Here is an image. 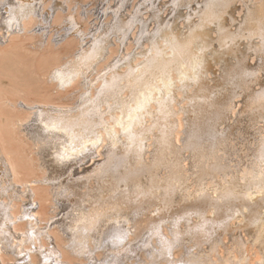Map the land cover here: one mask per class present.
<instances>
[{
  "label": "bare ground",
  "instance_id": "1",
  "mask_svg": "<svg viewBox=\"0 0 264 264\" xmlns=\"http://www.w3.org/2000/svg\"><path fill=\"white\" fill-rule=\"evenodd\" d=\"M158 1L0 0V48L59 57L0 53L56 90L0 93V134L45 173L22 179L2 133L0 264H264V0H174L182 25Z\"/></svg>",
  "mask_w": 264,
  "mask_h": 264
},
{
  "label": "rangeland",
  "instance_id": "2",
  "mask_svg": "<svg viewBox=\"0 0 264 264\" xmlns=\"http://www.w3.org/2000/svg\"><path fill=\"white\" fill-rule=\"evenodd\" d=\"M83 1L88 2V0H83ZM135 1H136L137 4H134ZM159 1H160V3H157V7H158V9L160 8L159 11L161 12V15L163 14V16H164V15L166 14L165 17L167 16L166 19H168V20H170V18H171V19L178 18V24H180V25H182V23L184 24V20H183V18L178 17V15L180 14V11L182 10V8H181L182 6H179V5H178V6H175V2H174V3L172 2V1H174V0H169V1H168V0H159ZM159 1H158V2H159ZM163 1H164V2H163ZM249 1H250V0L246 1V3L248 2V3H247L248 5H249ZM252 1L254 2L255 0H251L250 2H252ZM132 2H133V3H131L130 6H131V8H132V5H133L134 8H135L134 10L140 9L141 7H144V6H145V4H144V3H145V0H142V1H141V0H132ZM165 2H167V3H165ZM244 2H245V1H241V2L237 5V6H238L237 8H239V9L236 8V13L239 12V14H241V12H242V14H243V11L245 10L246 6H248V5L245 4ZM253 2H252V3H253ZM138 3H139V4H138ZM164 3H165V4H164ZM170 3H171V4H170ZM172 3H173V4H172ZM252 3H250V4H252ZM114 4H117V1H115ZM169 4H170V5H169ZM162 5H163V6H162ZM171 5H172V6H171ZM173 5H174V6H173ZM245 5H246V6H245ZM160 6H161L163 9H162ZM171 7H172V8H171ZM177 7H178V8H177ZM170 8H171V9H170ZM176 8L178 9V11H177ZM172 9H173V10H172ZM161 10H162V11H161ZM169 10H171V11H169ZM174 10L177 11V12H175ZM188 10H189L188 8L185 9L186 12H187ZM173 11H174V12H173ZM149 12H150L151 14H150ZM167 13H169V14H167ZM172 13H173L174 15H173ZM188 13H189V12H188ZM147 14H149V18L152 20V24H153L154 21H153V19H152V18H153V17H152V15H153V14H152V10H151V9L148 10V11L145 13V15H147ZM176 14H177V15H176ZM237 14H238V13H237ZM237 14H236V15H237ZM239 14H238V15H239ZM170 15H172V16L170 17ZM153 16H154V15H153ZM241 16L244 17L245 15H244V16L241 15ZM184 26H185V25H184ZM139 31H140V30H139ZM134 32L136 33V32H138V31H136V29H135V30H133V31L130 33L131 36L129 37V40L131 41V43H130L129 40H128V43H127V45L125 46L126 48L124 47L123 49L121 48V50L119 49V51H117V50H118L117 47H116L114 44H112V45H114V46H111V47H112L114 50H115V48H116L117 50H115V51H117V53L115 52V53H116V54L114 53L115 56H113V57L111 56V58H110L111 60H113L116 56H121V55H123V54L125 53L126 50H127V51L129 50V51L135 52V50L137 51V50L139 49V47L136 48V46H137V45H136V42H135L134 38H132L133 36H134V37H137V35H138V33H137V35H136V34H134ZM132 40H133L134 42H133ZM15 41H16V42H15ZM28 41H29V40H28ZM26 42H27V41L25 40L24 43H22L21 38H20V39H14V38H13V40H9V41L7 42V44L9 43V44H8L9 46L11 45V46L9 47V48H10V52H9V48H8L6 51H4V49L6 48L5 46L8 47V45L5 44L2 48H0V50H1L0 53H2V54H3L4 52H5L4 54H6V52H7L8 54L11 53V54H10L11 56H12L13 53H14L13 56H14L15 58L22 59V58H25V57H26L25 60H26V59H30V60H31V58H37V57H38V58L33 62V66L31 67L32 69H33V68H34V69L36 68V70H37L38 72L42 71V69L50 68L53 64H55V63H53V62L59 60V59H58L59 57H57V56L55 55V56L57 57V58H55V56H53L54 54L51 53L52 51L49 50V47H48V49H47V48H45V49L43 48V49L41 50V54L39 53L40 55H37V56L33 55V52H32V51H29V53H28L27 48H28V46H29L30 44L27 43L26 45H24ZM65 42H66V41H63V43H61V44L59 45V47H60V46H62V47H63V46H66V47L68 46V48L70 47V49H72V48L75 47V46L73 45V41H71L73 46L70 45V43H71L70 41H69L68 45H67V42H68V41L66 42V44H64ZM133 43H134L135 45H133V47H132V44H133ZM16 44H17V45H16ZM21 44H22V45H21ZM28 44H29V45H28ZM63 44H64V45H63ZM74 44H76V43H74ZM15 46H16V48H15ZM71 46H72V48H71ZM129 46H131L132 48H130ZM4 47H5V48H4ZM21 47H22V48H21ZM46 47H47V46H46ZM62 47H60V48H62ZM120 47H121V46H120ZM134 47H135V48H134ZM112 48H111V49H112ZM127 48H128V49H127ZM11 49H12V50L14 49L15 52H13L14 50L11 52ZM46 49H47V50H46ZM131 49H132V50H131ZM16 50H17V51L19 50V51L17 52ZM22 50H23V51H22ZM64 50H65V49H64ZM64 50H63V53H65V54L68 53L67 50H65L66 52H65ZM2 51H4V52H2ZM42 51H44V52H42ZM49 51H50V52H49ZM25 52H26V53H25ZM46 52H47V53H46ZM31 53H32V54H31ZM44 53H45V54H44ZM63 53H62V54H63ZM16 54H17V55H16ZM30 54L33 55V56H29ZM18 55H19V56H18ZM3 56H4V55H3ZM24 56H25V57H24ZM34 56H35V57H34ZM49 56H51V57H49ZM5 57L7 58L6 55H5ZM29 57H30V58H29ZM52 57H53V59H52ZM3 59H5V58H3ZM3 59H1V55H0V69L2 68L1 66H3V67L5 68L6 64H7V67H8V64H9L8 69H9L10 71H9V70H2L3 68H2L0 71H1L3 74L7 72L6 74H7V76H8V75L11 73V69H13V68H11V63H9L10 61H8V63H6L7 61H5V60H4V62H2ZM49 59H50V60H49ZM55 59H57V60H55ZM22 60H23V59H22ZM25 60H24V61H25ZM41 61H42V62H41ZM1 63H5V65H1ZM34 64H35V66H36V64H37V66L35 67ZM12 67H15V66H12ZM6 69H7V68H6ZM14 69H16V68H14ZM15 71H16V70H15ZM15 71L12 70V72H13L12 75H13V76H12L11 74L9 75V76H11V77H7V76L2 77V76H0V77H2V79H1L2 81L0 80V84H1V86H0V91H2V92H0V93H3L2 96H3V95H7V94H9V95H7V96L10 98V96L12 95V94H11V93H12V92H11L12 88L10 89V83H11V87H12V85L16 84V83H14V81L17 82L18 87H19V85L21 86V84L24 85V82H25V81L22 82V83H18V81H19L20 79H21V81H23V75H24V74L21 76V78H19L20 76H18V78H17V75H18V74H17V72L15 73ZM33 71H34V70H33ZM37 71H36V72H37ZM1 72H0V73H1ZM34 72H35V71H34ZM14 74H16V76H15ZM1 75H2V74H1ZM34 75L36 76V79H35V76H34ZM29 76H30V75H29ZM29 76L26 75V78H25V75H24V79H25L27 82L29 81L28 78L30 79V82H28V83L26 82L25 85L27 86V90L30 91V93L33 92V94H30V93H29L30 96H33L32 98H35V97H34V94H35V95L38 96V97L43 96L42 98H44V99L46 100V98L49 99L48 96H49L50 93H51L53 96L55 95L54 93H56V90L53 88L54 86H53L50 82H48L46 79H44V78H42V77H41V78L38 77L37 74H33V75H31L32 78H33L34 80L31 78V76H30V77H29ZM5 77H6V78H5ZM12 77H14L15 79L17 78V79H19V80L17 81V80H15V79H13V80H11V82H10V78L12 79ZM39 78H40V79H39ZM8 79H9V80H8ZM32 80L35 81V82H33ZM9 82H10V83H9ZM37 82H38V84H37ZM12 83H13V84H12ZM4 85L8 86V89H6L7 87H4V88H3L2 86H4ZM26 86H25V87H26ZM51 86H52V87H51ZM28 87H32L31 90H30V88L28 89ZM1 88H3V90H1ZM21 88H24V87L22 86ZM32 89H33L34 91H32ZM4 90H8L10 93H9L8 91L5 92ZM41 90H42V91H41ZM43 90H44V91H43ZM40 91H41V92H40ZM4 92H5V93H4ZM7 92H8V93H7ZM35 92H36V93H35ZM38 92H39L40 94H39ZM48 92H49V94H48ZM61 92L63 93V91H59V94H60ZM6 93H7V94H6ZM37 93H38L40 96H39ZM41 93H43V94L45 93V95H42ZM51 94H50V96H51ZM0 96H1V95H0ZM56 96H57V95H56ZM56 96H55V97H56ZM45 97H46V98H45ZM12 98H13V96H12ZM42 98H41V99H42ZM35 99H36V98H35ZM37 99L41 100L40 98H37ZM80 100H81V99L79 98L78 100H74V99H72V100H66V99H64L63 101H65V103H66V101H68L67 103H71V104H72V103L74 104V103L76 102V105H77V104H78L77 102H80ZM3 109H4V108H3ZM4 111L6 112V111H7V108H5ZM7 112H9V111H7ZM10 116L13 117L14 115L11 114ZM10 116H9V117H10ZM181 124H182V126H184V120H181ZM8 126H10V125H8ZM11 127H12V128H11ZM7 130H9V131H8V132H9L8 135H7V133L4 134V132H2L3 135H5V136L7 135V136H8V139H9V141L7 142L8 145L6 144L5 146L8 147V149L12 148V149H14V150H17L18 155H20V157L23 156V157L19 158V159H21V160H20V161H21L20 163L23 164L24 167H25L26 169H28V171H29V172L27 171L28 174H25V173L23 174L25 178L21 175V177H23L22 179H25V180H26V178H27L28 176L30 177L32 174H33V176H32L31 178H33L34 176H36L35 174H37V176H38V174L41 176V175L43 174L42 171H43L44 169L41 170L42 168L40 169L38 166H36L37 163L35 164V162H34L35 160H34L33 158H35V157L37 158V153L35 154V152H36V151H35V150H36L35 148H36V147L33 148V146H32V145H33V144H32V141L29 140V139H28V140L25 139V138H24V135L21 136V134L18 133V131L16 130V128H14V125H11V126L9 127V129H8V127H7ZM7 130H6V132H7ZM2 133L0 134V136H3ZM5 136H4V138H5ZM1 139H2V138L0 137V144L3 143V145H4V143H6V142L1 141ZM2 140H4V139H2ZM28 141H29V142L31 141V142L29 143ZM35 144H36V143H34V145H35ZM1 145H2V144H1ZM3 145H2V146H3ZM6 147H3V148H5L6 150H8ZM31 148H32L33 152L30 150ZM35 155H36V156H35ZM237 156L240 157L241 155H240V154H237ZM38 159H39V157H38ZM23 160H24V161H23ZM24 163H25V164H24ZM37 167H38L39 169H38ZM35 169H36V170H35ZM40 173H42V174H40ZM44 174H45V173H44ZM44 174H43V175H44ZM27 179H28V178H27ZM29 179H30V178H29ZM29 179H28V180H29ZM39 191H40V190L37 189V190H36V193L39 192ZM37 199H38V201H39V196L37 197ZM42 200H43V199H42ZM42 200L39 201L40 204L37 205V207H36L37 210H38L39 208H44V206L46 207L47 203L45 204V200L43 201L44 203H42ZM58 241H61V240L59 239ZM58 241H57V242H58ZM59 243H60V242H59ZM250 244L252 245V243H250ZM250 244H249L248 247H249V252H250V254H251V253H253V251H252V249L250 248V247H252ZM250 249H251V250H250ZM251 256H252L251 259L254 260L255 257H256L257 255H256L255 253H253V254H251ZM66 258H70V257L67 256ZM256 258H257V257H256ZM70 259H72V257H71ZM34 261H37V260L34 259ZM6 263H9V262H6ZM75 264H76V263H75Z\"/></svg>",
  "mask_w": 264,
  "mask_h": 264
}]
</instances>
